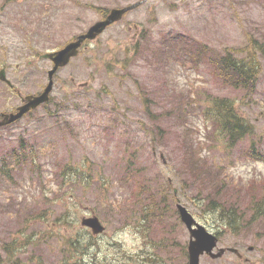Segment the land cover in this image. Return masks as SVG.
<instances>
[{
    "label": "rangeland",
    "instance_id": "1",
    "mask_svg": "<svg viewBox=\"0 0 264 264\" xmlns=\"http://www.w3.org/2000/svg\"><path fill=\"white\" fill-rule=\"evenodd\" d=\"M69 1L75 0H0V70L6 63V77L15 89L0 81V113L15 112L23 105L21 98L37 95L47 85V72L52 65L36 55L68 42L102 20L113 8L140 4L58 71L53 100L46 109L41 107L32 116L0 130V169L1 159L6 156L9 159V153L26 159L19 166L10 165L15 174L5 177L0 172V255L6 256L2 248L5 242L26 243L31 233L39 238L50 233L33 250L28 247L20 254L21 259L25 261L33 256V261L28 263V260L27 264H36L41 257L50 263L66 251L62 239L73 235L85 237L83 245H95L94 254L89 256L93 264H138L141 255L144 263L152 256L164 264H187L190 233L175 214L176 199L216 233L220 222L208 216L206 196L210 192L220 195V182L225 180L223 188L234 193L238 189V202L248 206V198L253 194L252 182L264 183V161L252 157L241 159V149L247 150L249 141L264 152V54L255 59L260 69L258 83L243 103L240 102L243 90L225 85L212 63L226 52H248L253 41L264 46V0H78L87 7L94 5L96 12L78 7L53 11L57 4L60 8L63 3L68 7ZM10 24L19 27L7 28ZM140 34L146 47L145 56L151 63L136 52L132 43L133 36ZM146 34L150 43L147 45ZM169 39L180 53L167 50L165 42ZM149 45L156 49L152 56L147 53ZM188 45L193 56L186 53ZM152 57L158 63L153 64ZM30 60L35 63L28 67ZM140 85L143 95L153 99L155 114L167 113L179 105L175 113L168 115L171 118L165 124L166 138L163 143L159 140L156 150L151 145L152 138L139 126V121H144ZM211 96L237 101L239 114L251 127L250 137L228 152L231 153L228 160L223 145L211 151L217 143L209 137L211 124L206 127L200 109ZM48 110H52V116ZM63 121H68L70 127ZM125 132H129L128 140L142 147L136 155L142 162L155 157L159 161L155 160L152 166L158 163L160 168L163 161L167 162L164 170L152 172L160 182L159 187H164L162 218L152 216L145 207L136 210L134 179H128L124 185L113 182L111 161L117 153L116 143ZM21 145L26 149L20 148ZM187 150H190L189 164H199L203 170L206 165L212 169L217 164L224 168V176L216 177L213 183L204 181L193 186L192 177L186 178L189 173L183 175L191 169L182 162ZM33 157L38 161L36 167L31 161ZM62 166H70L75 172H89L91 166L94 182L84 188L64 183L67 190L58 183L61 178L56 175ZM217 180L220 185L215 183ZM41 186L66 193L65 202L56 201L50 193L46 196L48 200L44 199ZM99 193H105L106 198ZM139 197L145 199L144 195ZM94 208L99 209L106 227L105 236L98 239L82 227V218ZM30 212L39 215L38 220L32 219ZM144 221L147 225L141 224ZM67 222L70 225L65 226ZM129 228L141 240L132 252L113 240L115 234ZM222 229L220 247L236 248L242 257L227 252L218 260L204 256L201 264H264V228L240 233ZM102 250L104 255L99 256Z\"/></svg>",
    "mask_w": 264,
    "mask_h": 264
},
{
    "label": "trees",
    "instance_id": "2",
    "mask_svg": "<svg viewBox=\"0 0 264 264\" xmlns=\"http://www.w3.org/2000/svg\"><path fill=\"white\" fill-rule=\"evenodd\" d=\"M256 43V41H253L250 50L244 54L239 53L240 51L235 54L226 52L224 56H220L212 61V63L216 66V74L219 75L221 79H223L225 85L231 84L232 88L243 90V98L240 100L241 103L244 102L246 96L254 93V88L259 79L260 69L256 64L255 59L259 54H264V46ZM148 52L152 56L156 51L155 48H152L149 45ZM190 52L191 50L188 45L186 53ZM190 54L192 55V53ZM2 66H6V63H3ZM192 101L195 102V99H193ZM236 103L237 101L232 99H224L211 96V98H206L205 106H201L200 108L207 121L211 124L212 132L210 133L209 137L213 141H215L218 146L223 145V147H225V149L227 150L233 149L238 146L245 138H248L251 133L250 125L248 124V122L244 121L241 115L238 113ZM142 104L145 108V113L151 124L154 135L158 138H162L164 136V132H161L160 129H163V131L167 132V129L162 126L163 124L165 125L169 122L168 115L170 113H175V109L179 105L173 107L171 111L162 113L160 115L153 112L152 106L154 104V101L149 95L143 97ZM199 104H201V102ZM144 127L146 128L147 125L144 124ZM216 145L214 147H216ZM248 145L250 146L247 150H245V148L241 149V156L244 159L252 157L257 160L264 161V152L258 150L256 145L252 143L250 144V141ZM20 148L26 149V147H23V145H21ZM189 153L190 150L189 152L187 150L185 158L182 162L186 166L191 167V169L188 168L184 173L181 171L180 173H183V175L189 173L190 178L192 177L193 180V186L195 184L197 185L199 182L203 183L204 181L213 183L212 180H214L216 177L224 176V169L222 167L214 166V171L207 165L203 170L201 169V166H199V164H189ZM9 154V159H6L7 156L1 159L2 167L0 169V172L3 176L12 175V173L15 174V169L10 168V165L19 166L22 163H26V159L24 157L16 156L13 153ZM197 154L200 155V152H197ZM31 161L34 167H36V162H38L37 159L33 157ZM153 163H138L136 162L135 155L129 152L125 153V151H123L122 158L119 159L116 167L114 168L113 182H120L121 185H124V183L127 182L128 179H134L137 183V191H134V197L136 201L135 205L133 204L135 207L137 206L136 210L145 207V211L151 212L152 216H156L159 218L162 214L161 202L164 197L161 189H163L164 187H159V180L157 179V177L152 176V172L156 171V165L152 166ZM205 163L206 161L203 159L202 165H204ZM58 164L62 165L60 163ZM56 165L57 164L54 165L55 168ZM196 167L198 168V170H196ZM93 169L94 168L90 166L89 172H75L70 166H62L60 173L56 171V175H59V177L61 178L58 183H61V187L66 189L67 187L64 185V183L73 185L74 187H90L94 182V179L90 173V171ZM99 171L102 172V170ZM62 174H64V179L62 177ZM149 175H151V177H148ZM215 183L218 185L221 184L220 188L222 189V193L220 195H214L210 192V194L206 196V199L209 198L206 209L208 212V216L212 217L213 220H219L220 222L219 229L217 225L218 237L221 236L220 233H222V226H224L225 228H230L234 233H240L241 230L254 231L257 229V231H259L260 229L264 228V183L257 181L252 182L251 187L253 189V194L248 198V206H244L241 202H238V199L240 197L237 196L239 195L237 194L238 189L234 193L230 191V188H223L224 183H226L225 180H222L220 184L218 180L215 181ZM48 193L54 195L56 197V201L62 200L63 202H65L66 193L53 192L52 190L41 186V194H43V197L46 200H48V198H46ZM99 195H104L105 198L107 196L105 193H99ZM139 195L142 197L144 195L145 199H140ZM228 195L232 196V198L228 199ZM164 208H166L167 210V207ZM92 211L98 216L100 215L98 208H94ZM126 214L130 215L129 213ZM29 215L32 219L38 220L39 215L35 214L34 212H30ZM120 219L122 220L123 218ZM60 220L66 221L65 217H60ZM68 225H70L69 222H67L65 226ZM48 235H50V233L45 234L43 237L39 238L36 233H31L28 236L29 240L26 243H19L17 242V240L5 242L2 245V248L5 251L6 256L2 257L0 255V264H27L28 260V263L32 262L34 258L33 256H29L27 260L24 261L21 259L20 254L23 255L28 247L33 250L37 246L38 242H41V240ZM88 236L90 237L89 239H91L92 236L90 234ZM84 241H86L85 237H74L73 235H71L70 238L64 237L62 239V247L65 248L66 251L62 252L63 256L60 255L56 260L51 261L50 263H45L40 257L36 264H93L92 262H90V259L85 260V257L89 258L91 254L90 250L92 249V247L83 245ZM72 249H74V253L72 252ZM151 257L148 262H142L139 264H164L162 262H158V259Z\"/></svg>",
    "mask_w": 264,
    "mask_h": 264
},
{
    "label": "water",
    "instance_id": "3",
    "mask_svg": "<svg viewBox=\"0 0 264 264\" xmlns=\"http://www.w3.org/2000/svg\"><path fill=\"white\" fill-rule=\"evenodd\" d=\"M138 5H133L125 9H115L112 10L110 15L105 21L98 22L93 26L87 34L82 35L78 38L76 42L69 44L63 50L50 53L42 56V58H49L55 62V67L49 72L50 83L45 91L38 96H27L23 101L24 105L17 109L16 113L0 114V127L7 126L21 119L25 114L38 108L40 105L45 104L49 101V94L53 89V76L57 71L58 67H63L68 64L69 60L72 57H75L78 54V48L84 40H94L100 34H102L105 29L111 24L118 22L122 19L123 15L129 10L136 8ZM0 80L10 82L6 79V71L2 69L0 71ZM178 211L180 217L187 230L190 232L191 240L188 247L189 252V263L188 264H200V257L203 254H208L212 258H220L226 252V249H220L217 254H214V249L217 248L218 238L206 230L205 227L198 224L193 217V215L182 205H178ZM82 226L91 228L93 234L98 235L104 232L105 228L101 224L100 220L96 216L85 217L82 219ZM252 249V248H251ZM230 251L237 253V249H229Z\"/></svg>",
    "mask_w": 264,
    "mask_h": 264
},
{
    "label": "clouds",
    "instance_id": "4",
    "mask_svg": "<svg viewBox=\"0 0 264 264\" xmlns=\"http://www.w3.org/2000/svg\"><path fill=\"white\" fill-rule=\"evenodd\" d=\"M113 240L123 245L124 249L128 252H132L140 246L141 240L138 235L133 233L131 229H125L124 231L117 233L113 236ZM103 249V243L101 244ZM94 251V250H93ZM103 250L99 253V256H103ZM88 257H85V260H88Z\"/></svg>",
    "mask_w": 264,
    "mask_h": 264
},
{
    "label": "flooded vegetation",
    "instance_id": "5",
    "mask_svg": "<svg viewBox=\"0 0 264 264\" xmlns=\"http://www.w3.org/2000/svg\"><path fill=\"white\" fill-rule=\"evenodd\" d=\"M17 2H20V1H17ZM82 3L81 2H79L78 0H75V1H69V6L68 7H66V5L63 3V6L60 8L59 6H58V4H57V7L56 8H54V10L53 11H58V10H60L61 9V12H63V11H66V10H68V9H71L72 7H78V8H82V9H89V10H93V11H95L96 12V8L95 7H93L94 5H92V7L90 6V7H87L86 5V3H84V4H86V5H81ZM90 5V4H89ZM124 7H126V6H124ZM124 7H116V8H113V9H120V8H124ZM103 10H105V11H107V8H102ZM113 9H111V10H113ZM0 15L2 16V12L0 11ZM127 15V14H126ZM125 15V16H126ZM108 15L106 14V16L105 17H103L102 19H105L106 17H107ZM125 16H124V18H125ZM123 18V19H124ZM20 22V21H19ZM117 23H115L114 25H116ZM0 25H1V19H0ZM113 25V26H114ZM17 27H19V26H17V25H14V24H10V25H8V27L7 28H12V29H15V28H17ZM112 27V26H111ZM110 27V28H111ZM78 36V35H77ZM89 43L88 42H86V44H84V46H83V48H85L87 45H88ZM32 63H35V61L34 60H30V61H28V66L29 65H32ZM13 85H12V89H13ZM9 128V127H11V126H6V127H2V128H0V130H3V129H6V128ZM220 239V241L222 242V239L221 238H219ZM225 248H228V247H225ZM228 252V251H227ZM237 256H239L240 258L242 257V254H237Z\"/></svg>",
    "mask_w": 264,
    "mask_h": 264
}]
</instances>
